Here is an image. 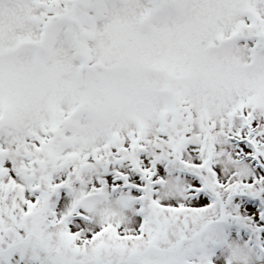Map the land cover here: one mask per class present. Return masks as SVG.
<instances>
[{
  "label": "snow or ice",
  "instance_id": "snow-or-ice-1",
  "mask_svg": "<svg viewBox=\"0 0 264 264\" xmlns=\"http://www.w3.org/2000/svg\"><path fill=\"white\" fill-rule=\"evenodd\" d=\"M0 264H264V0H0Z\"/></svg>",
  "mask_w": 264,
  "mask_h": 264
}]
</instances>
